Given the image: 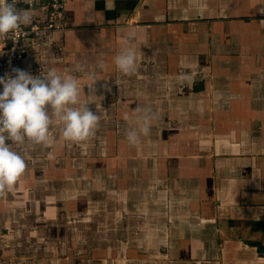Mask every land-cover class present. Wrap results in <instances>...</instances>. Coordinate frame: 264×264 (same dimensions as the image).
<instances>
[{
	"label": "crops",
	"instance_id": "0c3cea01",
	"mask_svg": "<svg viewBox=\"0 0 264 264\" xmlns=\"http://www.w3.org/2000/svg\"><path fill=\"white\" fill-rule=\"evenodd\" d=\"M64 1L67 29L25 39L23 69L75 78L101 119L12 145L28 166L0 198V264H264V0ZM50 2L16 7L29 26Z\"/></svg>",
	"mask_w": 264,
	"mask_h": 264
},
{
	"label": "clouds",
	"instance_id": "9594fccd",
	"mask_svg": "<svg viewBox=\"0 0 264 264\" xmlns=\"http://www.w3.org/2000/svg\"><path fill=\"white\" fill-rule=\"evenodd\" d=\"M29 22L28 13L16 7V0H0V38L15 36L21 26ZM114 62L123 74L132 75L136 70V52L125 48ZM99 66L103 68V62ZM13 72L14 75L0 77V85H3L0 92V198L4 199L12 193L28 166L25 158L13 150V144L46 143L54 120L62 122L61 135L66 141H85L94 135L101 119L100 114L88 107L94 94L88 95V101H82L75 78L62 76L55 69L39 76L18 68ZM143 111L144 126L139 134L136 130L126 133L132 145L140 142V134L147 136L150 132L151 116L148 109Z\"/></svg>",
	"mask_w": 264,
	"mask_h": 264
},
{
	"label": "built area",
	"instance_id": "2783aa9c",
	"mask_svg": "<svg viewBox=\"0 0 264 264\" xmlns=\"http://www.w3.org/2000/svg\"><path fill=\"white\" fill-rule=\"evenodd\" d=\"M19 0H16V4ZM66 7L64 0H51L44 23L22 25L15 36L0 38V77L14 75L13 69H23L25 52L23 41L27 38H43L47 33L62 32L67 29L63 11ZM3 85H0V92Z\"/></svg>",
	"mask_w": 264,
	"mask_h": 264
}]
</instances>
